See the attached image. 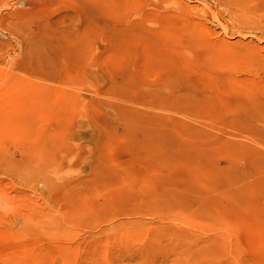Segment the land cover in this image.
I'll use <instances>...</instances> for the list:
<instances>
[{"label":"rangeland","instance_id":"obj_1","mask_svg":"<svg viewBox=\"0 0 264 264\" xmlns=\"http://www.w3.org/2000/svg\"><path fill=\"white\" fill-rule=\"evenodd\" d=\"M92 1L0 0V264H264L259 12Z\"/></svg>","mask_w":264,"mask_h":264},{"label":"bare ground","instance_id":"obj_2","mask_svg":"<svg viewBox=\"0 0 264 264\" xmlns=\"http://www.w3.org/2000/svg\"><path fill=\"white\" fill-rule=\"evenodd\" d=\"M147 5L153 4L156 7H161L159 2L165 3L162 0H146ZM249 4L253 12H259L260 17L264 21V0H239V3ZM176 7H180V9H184V6L180 0L176 2H172ZM89 5L91 7H96L95 1L89 0ZM180 11V10H179ZM181 12V11H180ZM180 12H166V17L170 18L174 13L178 16ZM172 13V14H171ZM169 14H171L169 16ZM140 21V20H138ZM137 21L132 22V25ZM247 27L254 28L256 24L252 22V20H248L245 24ZM186 28V27H185ZM186 32V31H185ZM154 36L157 35L155 31H147L145 35ZM189 37L191 36V31L188 30ZM239 55H242L249 59L251 63L255 66V69L260 71L261 77L259 76V81L253 79L250 83L251 89L247 86L244 87L243 93H239V125L244 126L249 131L253 133V135H262L264 136V54L260 53L257 49L254 48H243L240 50ZM258 74V73H256Z\"/></svg>","mask_w":264,"mask_h":264}]
</instances>
